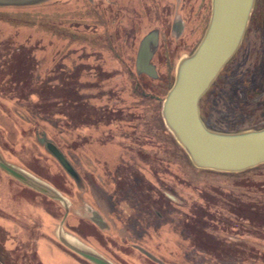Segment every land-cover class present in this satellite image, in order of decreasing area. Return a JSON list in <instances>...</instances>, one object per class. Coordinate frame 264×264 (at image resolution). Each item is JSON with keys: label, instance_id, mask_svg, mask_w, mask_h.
Returning <instances> with one entry per match:
<instances>
[{"label": "rangeland", "instance_id": "obj_1", "mask_svg": "<svg viewBox=\"0 0 264 264\" xmlns=\"http://www.w3.org/2000/svg\"><path fill=\"white\" fill-rule=\"evenodd\" d=\"M105 1L0 7V156L63 198L0 170V264H91L62 245L61 231L113 264H264V165L199 170L162 117L212 0L157 1L159 25L169 27L156 80L126 77L140 30L133 43L123 41L126 27H91L103 24ZM242 79L256 87L233 112L216 100L217 129L264 128V0H255L242 45L203 107L220 82L233 96Z\"/></svg>", "mask_w": 264, "mask_h": 264}, {"label": "water", "instance_id": "obj_2", "mask_svg": "<svg viewBox=\"0 0 264 264\" xmlns=\"http://www.w3.org/2000/svg\"><path fill=\"white\" fill-rule=\"evenodd\" d=\"M49 1L0 0V7H31ZM254 5L255 0H212L211 19L200 47L180 63L176 82L164 100V123L199 170L235 174L264 165V128L238 133L215 132L205 126L200 114L201 100L242 45ZM150 45L156 48L157 34H150L142 41L136 68L138 74L156 79V70L150 64ZM48 149L71 172L61 154L52 146ZM0 170L37 193L63 201L56 190L30 173L8 164L1 156ZM59 240L91 264H113L62 231Z\"/></svg>", "mask_w": 264, "mask_h": 264}, {"label": "flooded vegetation", "instance_id": "obj_3", "mask_svg": "<svg viewBox=\"0 0 264 264\" xmlns=\"http://www.w3.org/2000/svg\"><path fill=\"white\" fill-rule=\"evenodd\" d=\"M157 1L158 0H106L103 24L100 25L94 23L91 26V27L99 26V28L107 27V29H109L108 27H126V28L129 27L127 29L125 28V30L126 31L128 30L132 33H129V35H127L128 32L124 33L123 41H125L127 36H129L131 39L130 41H132L133 43L134 42L137 43L138 34H135V32L140 30L139 32L142 40L137 43L138 49L135 55V65L137 63V57L142 41H144V39L150 34L153 33L157 34L156 48L153 45H150L151 47L150 51L152 53L150 64L153 65V67L156 70V74H157L156 79H158L159 77V68L161 65H163L162 60L164 55L163 52H161V48H162L161 45L163 43V40L167 38L165 36V30H168L167 27H169L168 23L159 25V16H158L159 12H158ZM185 6H186V2H183V12H185L184 11ZM95 21L99 22V19H96ZM170 27H173V25L171 24ZM231 73H232V69L229 73V76ZM126 77L137 78L140 80L144 78H148L150 80H156L146 74H138L136 66H135V72H131V74L126 75ZM228 80H231V78L228 77ZM224 85H225V80L220 82V86L216 89V94L213 93L212 96H209L210 98L206 100L204 107L202 104L204 97L201 100V104H202L200 106V114L202 115L201 119L204 122L205 126L208 128L210 126L216 128L217 124H219L216 122L219 116L216 110L218 104L216 100L224 97L225 100H227V106L230 107V110L232 112L237 110V108L245 105L246 101H248V97H249L248 89L242 90L240 92H236V94L230 96L227 95V89L224 88ZM111 185L113 187L116 186L115 183Z\"/></svg>", "mask_w": 264, "mask_h": 264}, {"label": "trees", "instance_id": "obj_4", "mask_svg": "<svg viewBox=\"0 0 264 264\" xmlns=\"http://www.w3.org/2000/svg\"><path fill=\"white\" fill-rule=\"evenodd\" d=\"M55 5H57V4H55ZM261 74H262V71H261V73H260L259 70L256 72V74H255L256 81L261 76ZM242 81H243V79L240 80V82H238L239 88H237V89L246 90V89H250V88H255L256 87L255 86L256 84L252 81V79L251 80L250 79L249 80H244L243 82H247V85H245V86L241 85ZM200 106H201V102H200ZM232 126L234 127V125H232ZM230 127L231 126H229V129L225 130V131L221 130V129L214 128L213 126H210L209 128L208 127L207 128L212 130V131L221 132V133H236V132H239V130L237 129L238 127H234V128L232 127L231 129H230Z\"/></svg>", "mask_w": 264, "mask_h": 264}, {"label": "crops", "instance_id": "obj_5", "mask_svg": "<svg viewBox=\"0 0 264 264\" xmlns=\"http://www.w3.org/2000/svg\"><path fill=\"white\" fill-rule=\"evenodd\" d=\"M5 222H1V226H4L5 227V224H4Z\"/></svg>", "mask_w": 264, "mask_h": 264}]
</instances>
